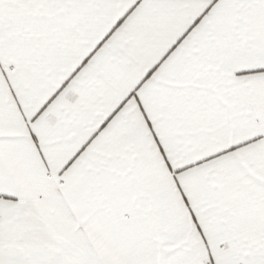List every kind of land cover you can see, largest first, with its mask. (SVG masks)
Here are the masks:
<instances>
[{
    "label": "snow or ice",
    "instance_id": "snow-or-ice-1",
    "mask_svg": "<svg viewBox=\"0 0 264 264\" xmlns=\"http://www.w3.org/2000/svg\"><path fill=\"white\" fill-rule=\"evenodd\" d=\"M0 264H264V0H0Z\"/></svg>",
    "mask_w": 264,
    "mask_h": 264
}]
</instances>
